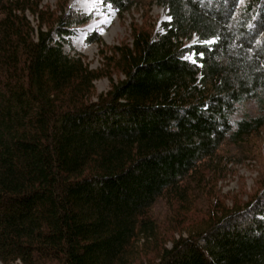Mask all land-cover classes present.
<instances>
[{
  "label": "trees",
  "instance_id": "obj_1",
  "mask_svg": "<svg viewBox=\"0 0 264 264\" xmlns=\"http://www.w3.org/2000/svg\"><path fill=\"white\" fill-rule=\"evenodd\" d=\"M69 1L0 0V263L264 264V190L212 186L222 148L264 134V0H145L170 20L100 70L64 51L87 24Z\"/></svg>",
  "mask_w": 264,
  "mask_h": 264
},
{
  "label": "rangeland",
  "instance_id": "obj_2",
  "mask_svg": "<svg viewBox=\"0 0 264 264\" xmlns=\"http://www.w3.org/2000/svg\"><path fill=\"white\" fill-rule=\"evenodd\" d=\"M57 3L58 0H43V6L54 11L57 9ZM65 12L84 16L87 24L76 25L71 29L73 35L65 38L69 43L64 45V51L81 54L93 70H100L105 65L102 50L131 43V29L134 24L143 26V23L147 22L157 30L162 22L170 20L167 11L145 0H139L137 7L134 6L123 14L105 4L103 0H70ZM189 59L193 60V57L190 56ZM109 88L108 78L95 82L97 95L106 93ZM246 110L252 116L259 114L255 103L248 104ZM221 154V166H227V169L225 168L219 180L212 184L214 191L229 207H244L264 190V134H255L237 146L226 144ZM154 214L160 219L163 218L166 215L165 204L157 205Z\"/></svg>",
  "mask_w": 264,
  "mask_h": 264
}]
</instances>
